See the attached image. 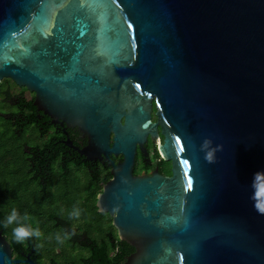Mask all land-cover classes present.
Here are the masks:
<instances>
[{"label":"water","instance_id":"obj_1","mask_svg":"<svg viewBox=\"0 0 264 264\" xmlns=\"http://www.w3.org/2000/svg\"><path fill=\"white\" fill-rule=\"evenodd\" d=\"M4 78L110 162L96 206L134 247L123 264H264V0H0ZM158 127L173 173L135 174Z\"/></svg>","mask_w":264,"mask_h":264},{"label":"trees","instance_id":"obj_2","mask_svg":"<svg viewBox=\"0 0 264 264\" xmlns=\"http://www.w3.org/2000/svg\"><path fill=\"white\" fill-rule=\"evenodd\" d=\"M65 139L34 104V92L10 78L0 81V229L13 247L12 230L19 225L5 223L15 209L29 217L23 223L40 230V238H30L55 261L120 264L133 247L119 238L109 213L96 206L98 181H106L110 171L105 167L93 175L84 164L80 175L82 156Z\"/></svg>","mask_w":264,"mask_h":264},{"label":"flooded vegetation","instance_id":"obj_3","mask_svg":"<svg viewBox=\"0 0 264 264\" xmlns=\"http://www.w3.org/2000/svg\"><path fill=\"white\" fill-rule=\"evenodd\" d=\"M152 120L153 121L156 120L155 108H153L152 110ZM54 125L62 129L65 135H66L65 132L67 131L70 139L73 142V145L82 147L83 145L86 144L87 142L86 137L83 136L77 128L66 127L64 129V127L60 126L59 124H54ZM69 131L71 132L72 135H70ZM158 132L160 134L159 138L152 139L150 136L147 138L145 142L146 151H147L146 155H144L141 149L138 148L137 153H136L134 170H133L135 174L142 173V172L150 174L151 172L157 170L162 175H165V176L172 175L173 173L172 161L165 159L158 148L159 143L162 142L164 138L163 134L161 133L160 127H158ZM66 139H67V135H66ZM68 147L73 151H77L72 146H68ZM81 156H82V162H81V165L77 166L78 168L85 167L84 166L85 164L93 171V175H99L101 169L103 168L106 169L105 167H107L111 174L112 166L110 162L106 160L105 158L96 159V160H85L84 156L83 155ZM115 157H117V159L115 160L116 162H118L121 159V155L115 156ZM110 178L111 176L106 181H104L103 179H99L98 182L101 186H103V184L107 182ZM11 248H12V257L19 259V262H17L16 264H66L63 260L55 261L53 258V255H51L49 252H46L43 248H41L37 244L36 241H33L31 238H28L23 243H18L15 241L14 246L13 247L11 246ZM133 251H134V247L131 252ZM120 264H123V261Z\"/></svg>","mask_w":264,"mask_h":264},{"label":"clouds","instance_id":"obj_4","mask_svg":"<svg viewBox=\"0 0 264 264\" xmlns=\"http://www.w3.org/2000/svg\"><path fill=\"white\" fill-rule=\"evenodd\" d=\"M205 159L212 163L214 162L213 153L209 152ZM253 188L255 189L254 195L252 197L253 200L256 201L255 208L261 214H264V171H258L254 174V181H253ZM74 216H79V211H75L73 213ZM29 217L27 215L21 217L19 216L18 212L13 209L11 214L6 218L5 227L8 225H12L14 223L18 224L19 226L13 228L12 233L13 237L18 243H23L30 237H41V232L38 228L33 229L30 226H27L25 223L28 221ZM57 240L60 243H63V240L57 236Z\"/></svg>","mask_w":264,"mask_h":264},{"label":"rangeland","instance_id":"obj_5","mask_svg":"<svg viewBox=\"0 0 264 264\" xmlns=\"http://www.w3.org/2000/svg\"><path fill=\"white\" fill-rule=\"evenodd\" d=\"M77 171L79 172V174L81 175V174H83L84 172V167H79L78 169H77ZM82 178H83V176H82Z\"/></svg>","mask_w":264,"mask_h":264},{"label":"snow or ice","instance_id":"obj_6","mask_svg":"<svg viewBox=\"0 0 264 264\" xmlns=\"http://www.w3.org/2000/svg\"><path fill=\"white\" fill-rule=\"evenodd\" d=\"M189 187H191L192 185H191V182H189V185H188Z\"/></svg>","mask_w":264,"mask_h":264}]
</instances>
